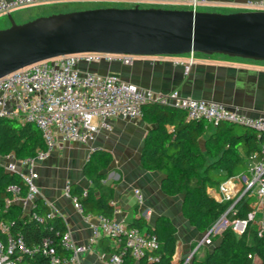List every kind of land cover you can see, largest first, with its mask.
Segmentation results:
<instances>
[{"label": "built area", "instance_id": "2783aa9c", "mask_svg": "<svg viewBox=\"0 0 264 264\" xmlns=\"http://www.w3.org/2000/svg\"><path fill=\"white\" fill-rule=\"evenodd\" d=\"M70 1L89 0H0V16L10 15L14 10L33 5ZM147 2L153 0H134L137 5ZM183 4V8L196 10L203 2L191 0ZM242 11H264V0H248ZM134 58L104 53L64 55L36 62L0 78V118L16 120L21 124L32 123L38 129L45 147L35 157L27 159H16L12 154L0 156V164L6 171L17 173L27 186L25 196L21 195L20 186H10V197L5 199L4 205H0V264H31L29 260L38 253L48 260V264H67L75 261L78 255L90 251L100 238L111 240L115 247L123 246L137 261L147 251L157 247L154 235L103 215L95 216L96 222L91 225L93 236L85 245L75 244L69 232L62 235L60 246L71 252V257L55 253L46 241L41 247L29 246L20 233L13 234L9 231L1 220V214L14 203L22 204L28 209L27 214L43 221L35 212L39 190L35 183L38 173L34 166L37 161L48 158L59 140L87 144L100 131H111V120L114 118H142L144 106L150 103L177 108L185 113L187 119L203 120L213 127L221 123H233L256 130L259 136L264 135L263 116L252 117L218 102L184 97L178 91L163 93L141 88L114 72L101 74L91 70L93 67L114 63L129 66ZM189 68L188 64L185 65L186 73ZM261 150L264 152V142ZM215 192L211 196L229 206L207 231L206 236L195 244L193 254L213 245L214 239L228 230L239 238L251 229L258 236H264V158L256 153L252 154L247 172L229 178ZM66 195L73 200L76 209L84 213L81 202L70 196L69 185L66 186ZM136 195L141 202L139 191H136ZM245 196L252 199L251 210L245 217H239L236 205ZM110 204L114 207V214L118 212L114 201L111 200ZM48 215L53 216L52 213ZM249 258L253 259L254 256L249 255ZM110 260L113 264L122 263V257L118 254H112Z\"/></svg>", "mask_w": 264, "mask_h": 264}, {"label": "crops", "instance_id": "0c3cea01", "mask_svg": "<svg viewBox=\"0 0 264 264\" xmlns=\"http://www.w3.org/2000/svg\"><path fill=\"white\" fill-rule=\"evenodd\" d=\"M103 1L106 3L104 5L109 6L100 5L97 8L136 5L134 0ZM189 1L191 0H153L157 3L156 6L173 8L182 7L183 3ZM201 1L202 8L213 6L204 9L213 12L227 10L229 13L242 11V7L248 2V0ZM54 3L56 5L60 2ZM38 7L41 6L20 8L12 11L10 15L16 23L22 24L41 16L63 13L58 10L59 7L44 9ZM20 10L23 11L19 12ZM9 26L8 15L0 16V29ZM187 64L190 68L186 73ZM91 70L101 74L114 72L141 88L163 93L178 91L184 97L218 102L228 108H237L252 117H264L263 62L224 55L194 54L193 56L135 57L129 66L114 63L93 67ZM111 127V131H100L95 139L87 144L59 140L47 159L37 161L34 169L38 173L35 181L39 190L38 200H42L48 206L50 213L61 219L66 232L70 233L75 244H87L93 236L91 225L96 222L95 215L80 213L73 200L66 195V186L78 185L84 189L89 188L90 181L84 174L88 160L96 152L107 153L112 161L108 170L104 172L102 189L97 190L95 194L98 196L102 192L112 196L111 200L118 210L114 218L128 226L143 219L151 227H155L161 217L168 218L176 227V250L172 264H191L194 257L202 258L209 248H201L193 254L195 244L202 239L204 233H200L184 217L183 195L165 194L162 189L164 175L159 171L148 170L142 165L146 137L156 129V126L148 123L144 118L136 120L114 118L111 120ZM167 129L170 130V127ZM214 129L215 127L209 124L206 137ZM201 148L204 149V138L201 140ZM248 164L249 160L247 167ZM216 189L217 187H209L207 193L211 196L216 193ZM136 191H139L141 202L138 201ZM14 204L22 207L27 214L26 207L19 203ZM141 231L146 232L145 229ZM100 239L90 251L78 255L75 261L67 264H113L110 260L112 254L107 252L106 248L115 245L107 238L103 241ZM254 264H259V261L255 259Z\"/></svg>", "mask_w": 264, "mask_h": 264}, {"label": "trees", "instance_id": "16d2710c", "mask_svg": "<svg viewBox=\"0 0 264 264\" xmlns=\"http://www.w3.org/2000/svg\"><path fill=\"white\" fill-rule=\"evenodd\" d=\"M142 118L156 126L146 137L143 167L164 175L163 192L170 196L183 195L184 217L200 233L207 232L229 206L228 203L216 201L207 193V189L218 187L229 178L247 172V163L252 154L256 153L263 159L261 144L264 135L259 136L248 128L221 123L206 137L209 128L206 121L189 120L183 111L158 103L145 105ZM203 138L204 149L201 148ZM44 148L35 125L0 118V156L12 154L16 159H27L35 157ZM111 161L107 153H94L84 168V174L90 181L89 188L69 186L70 196L81 202L85 215L114 218V207L110 204L112 196L102 192L98 196L95 194L103 187L104 172ZM12 185L20 186L21 195H26L27 186L22 178L17 173L6 171L0 164V205H4L5 199L10 197L8 188ZM251 201L245 196L237 203L239 217H245L251 210ZM36 204L35 212L43 221L26 214L17 204L6 207L1 220L11 233H20L29 246L41 247L46 241L55 253L71 257L72 253L60 246L61 237L66 232L63 222L57 216L48 215L49 208L42 200H37ZM130 227L140 231L145 229L146 234L154 235L157 247L147 251L138 261L123 246L107 247V252L121 255V264H172L176 250V227L168 218L161 217L155 227L147 225L143 219L135 221ZM217 243L219 246L212 250ZM208 248L202 258L194 257L191 264H254L255 259L264 264V236H258L254 229L240 238L228 230L215 238ZM249 255L254 258L250 259ZM150 258L155 260L151 261ZM29 262L48 264V260L39 253Z\"/></svg>", "mask_w": 264, "mask_h": 264}, {"label": "water", "instance_id": "95a60500", "mask_svg": "<svg viewBox=\"0 0 264 264\" xmlns=\"http://www.w3.org/2000/svg\"><path fill=\"white\" fill-rule=\"evenodd\" d=\"M8 18L10 26L0 29V78L36 62L81 53H198L264 63V11L222 13L136 4L51 14L22 24L12 15Z\"/></svg>", "mask_w": 264, "mask_h": 264}, {"label": "rangeland", "instance_id": "374dc122", "mask_svg": "<svg viewBox=\"0 0 264 264\" xmlns=\"http://www.w3.org/2000/svg\"><path fill=\"white\" fill-rule=\"evenodd\" d=\"M104 2L105 1H103V0L70 1V2H60V3L56 4V5L53 2V3H44V4L33 5V6H41V7H38V8H42V9H44L45 7H59L58 10H60L61 12H65L66 10L72 12V10H74V11L78 10L77 8H85V7H87V8H97L100 5L101 6H109V5H104V4H106ZM155 4H157V3H155V2H147V3L141 4L140 6L141 7H150V5H155ZM43 5H47V6H43ZM33 6H31V7H33ZM208 7H213V6L208 5ZM208 7H203V8L202 7H198L196 10L197 11H209L208 9H204V8H208ZM166 8H173V7H166ZM179 8H183V7H179ZM34 9L37 10V8H34ZM184 9H187V8H184ZM22 11L23 10H20L19 12H22ZM42 11H44V10H42ZM220 12H224V13L228 12L229 13V11H227V10H221ZM195 54H198V53H195ZM186 55H191V54H186ZM239 128H241V127H239Z\"/></svg>", "mask_w": 264, "mask_h": 264}]
</instances>
